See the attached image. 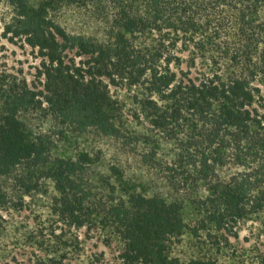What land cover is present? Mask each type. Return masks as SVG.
Returning <instances> with one entry per match:
<instances>
[{
	"label": "trees",
	"instance_id": "16d2710c",
	"mask_svg": "<svg viewBox=\"0 0 264 264\" xmlns=\"http://www.w3.org/2000/svg\"><path fill=\"white\" fill-rule=\"evenodd\" d=\"M0 5L3 36L37 50L41 82L0 78V205L40 176L67 230L103 232L123 264H223L171 248L185 236L228 243L264 215V0ZM38 109L112 140L99 197L91 154L54 153L26 117ZM79 243L69 234L59 248ZM57 250L35 264H65Z\"/></svg>",
	"mask_w": 264,
	"mask_h": 264
},
{
	"label": "rangeland",
	"instance_id": "374dc122",
	"mask_svg": "<svg viewBox=\"0 0 264 264\" xmlns=\"http://www.w3.org/2000/svg\"><path fill=\"white\" fill-rule=\"evenodd\" d=\"M7 17L8 10L0 5V78L7 74L24 77L31 87L41 89L40 79L36 78L40 67L37 50L3 36V19ZM26 117L34 131L50 136L54 153L72 155L87 151L91 154L87 177L93 193L99 197L103 183L98 179L105 175L104 167L114 159L112 140L94 128L80 130L61 123L47 109H38ZM38 177L30 193L20 198L23 192L20 189L10 205H0V264H35L38 256L55 249H58L56 253L64 254L65 264H123L117 256L116 241L104 244L103 232H87L85 228L67 230L54 212L53 183ZM0 180L4 183L6 179ZM189 213L188 210L186 214ZM260 217L244 222L237 236L230 237L228 243L215 244L209 239L185 236L172 246L171 252L181 259L195 255L223 264H264V215ZM69 234L77 235L80 243L60 250V241H65Z\"/></svg>",
	"mask_w": 264,
	"mask_h": 264
}]
</instances>
